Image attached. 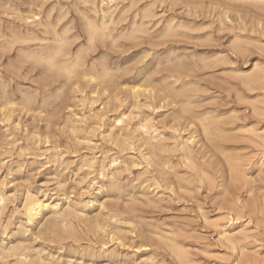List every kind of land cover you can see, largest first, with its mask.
<instances>
[{"label":"rangeland","instance_id":"obj_1","mask_svg":"<svg viewBox=\"0 0 264 264\" xmlns=\"http://www.w3.org/2000/svg\"><path fill=\"white\" fill-rule=\"evenodd\" d=\"M86 1L0 0V264H264V0Z\"/></svg>","mask_w":264,"mask_h":264},{"label":"bare ground","instance_id":"obj_2","mask_svg":"<svg viewBox=\"0 0 264 264\" xmlns=\"http://www.w3.org/2000/svg\"><path fill=\"white\" fill-rule=\"evenodd\" d=\"M49 1V0H48ZM107 1V0H106ZM112 1V0H111ZM117 1V0H116ZM132 1V0H131ZM130 1V2H131ZM141 1H143V0H141ZM166 1V0H165ZM28 2V1H27ZM46 2H47V0H46ZM84 2H85V4L86 3H88V1H86V0H84ZM124 2V1H123ZM137 2H140V1H137ZM156 2V1H155ZM31 3V2H30ZM106 3V2H105ZM115 3H117V2H115ZM184 3V2H183ZM186 3H187V1H186ZM200 3V2H199ZM11 4H12V2H11ZM110 4V3H109ZM139 4V3H138ZM178 4V3H177ZM83 5V4H82ZM100 5V4H99ZM130 5H132V4H130ZM147 5V4H146ZM190 5V4H189ZM32 6V5H31ZM66 6V5H65ZM92 6V5H91ZM153 6V5H152ZM174 6V5H173ZM172 6V7H173ZM203 6V5H202ZM16 7V6H15ZM14 7V8H15ZM30 7V6H29ZM94 7V6H93ZM118 7V6H117ZM149 7V6H148ZM12 8V7H11ZM10 8V9H11ZM49 8H51L52 9V7L50 6ZM74 8V7H73ZM113 8V7H112ZM116 8V7H115ZM152 8V7H151ZM0 9H1V7H0ZM106 9V8H105ZM187 9V8H186ZM43 10V9H42ZM54 10V9H53ZM64 10V9H63ZM76 11H77V9H75ZM91 10V9H90ZM89 10V11H90ZM111 10V9H110ZM7 11V10H6ZM10 11V10H9ZM49 11H51V10H49ZM92 11V10H91ZM122 11V10H121ZM120 11V12H121ZM149 11V10H148ZM153 11V10H152ZM14 12V11H13ZM12 12V13H13ZM17 12H20V10L18 11L17 10ZM102 12V11H101ZM129 12V11H128ZM162 12V11H161ZM176 12V11H175ZM15 13V12H14ZM24 13V12H23ZM29 13H30V11H29ZM51 13H52V11H51ZM70 13V12H69ZM95 13V12H94ZM103 13V12H102ZM111 13V12H110ZM48 14H49V12H48ZM97 13H95V15H96ZM121 14V13H120ZM6 15V14H5ZM31 15H32V11H31ZM34 15V14H33ZM65 15V14H64ZM81 15V14H80ZM117 15V14H116ZM37 16V15H36ZM36 16H34V17H36ZM45 16H46V14H45ZM49 16V15H48ZM47 16V17H48ZM81 16H83L84 17V15H81ZM120 16V15H119ZM124 16V15H123ZM25 17V16H24ZM29 17V16H28ZM38 17V16H37ZM49 17H51V16H49ZM49 17H48V19H49ZM64 17V16H63ZM72 17V16H71ZM86 17V16H85ZM84 17V18H85ZM117 17V16H116ZM30 18V17H29ZM33 18V17H32ZM62 18V17H61ZM100 18H102L101 16H100ZM143 18V17H142ZM4 19V18H3ZM27 19V18H26ZM35 19V18H34ZM59 19V18H58ZM64 19V18H63ZM88 19V18H87ZM103 19V18H102ZM115 19V18H114ZM161 19V18H160ZM29 20V19H28ZM57 20V19H56ZM61 20V19H60ZM65 20H66V18H65ZM22 21V20H21ZM20 21V22H21ZM89 21V20H88ZM87 21V22H88ZM116 21V20H115ZM124 21V20H123ZM142 21V20H141ZM174 21V20H173ZM26 22V21H25ZM28 22V21H27ZM33 22V21H32ZM58 22V21H57ZM60 22H62V21H60ZM90 22V21H89ZM104 22V21H103ZM143 22V21H142ZM169 22H171V21H169ZM31 23V22H30ZM29 23V24H30ZM59 23V22H58ZM105 23H107V22H105ZM122 23V22H121ZM123 23H125V22H123ZM137 23V22H136ZM223 23V22H222ZM18 24V23H17ZM88 24V23H87ZM108 24V23H107ZM53 25H54V23H53ZM67 25H69V24H67ZM134 25V24H133ZM39 26V25H38ZM137 26V25H136ZM40 27V26H39ZM116 27V26H115ZM168 27V26H167ZM88 28H90V41H92L93 42V39H94V37H97V36H99V35H101L100 37L101 38H104V36H105V34H104V32L103 33H101V34H98L99 33V29H98V27H97V25H93V23H91V24H89V26H88ZM119 28V27H118ZM123 28V27H122ZM142 28V27H141ZM44 29V28H43ZM54 29V28H53ZM74 29V28H73ZM104 29H106V28H104ZM120 29V28H119ZM144 29V28H143ZM174 29V28H173ZM186 29V28H185ZM192 29H195V28H192ZM65 30H67L66 28H65ZM65 30H63V31H65ZM89 30V29H88ZM116 30V29H115ZM118 30V29H117ZM137 30V29H136ZM172 30V29H171ZM47 31V30H46ZM50 31V30H49ZM53 31V30H52ZM106 31V30H105ZM57 32V31H56ZM61 32V31H60ZM66 32V31H65ZM69 32V31H68ZM124 32V31H123ZM137 32H139V31H137ZM143 32V31H142ZM55 33V32H54ZM54 33H53V35H54ZM145 33H147V32H144L142 35H144ZM164 33V32H163ZM24 34V33H23ZM52 34V33H51ZM58 34V33H57ZM63 34H65L64 32H63ZM110 35V34H109ZM121 35V34H120ZM123 35V34H122ZM128 35V34H127ZM130 35V34H129ZM132 36V35H131ZM163 36H165V35H163ZM175 36H176V34H175ZM122 37V36H121ZM170 37V36H169ZM173 37V36H172ZM182 37H184V36H182ZM127 38V37H126ZM129 38V37H128ZM165 38H166V36H165ZM167 38H168V36H167ZM178 38V37H177ZM66 39V38H65ZM65 39H64V42H65ZM77 39V38H76ZM118 39V38H117ZM154 39V38H153ZM180 39V38H179ZM31 40V39H30ZM57 40V39H56ZM59 41L61 40L60 38L58 39ZM69 41H70V39H68ZM78 40V39H77ZM27 41V40H26ZM25 40H24V42H26ZM29 41V40H28ZM39 41V40H38ZM43 41V40H42ZM41 41V42H42ZM90 41H89V43H90ZM103 40H101V42H102ZM126 41H128L127 39H126ZM132 41V40H131ZM130 41V42H131ZM151 41V40H150ZM36 42H37V40H36ZM54 42H55V40H54ZM64 42H62V43H64ZM129 42V43H130ZM146 42V41H145ZM156 42V41H155ZM92 44V43H91ZM91 44H90V46H91ZM101 44V43H100ZM111 44V43H110ZM7 45V44H6ZM62 45V44H61ZM104 45V44H103ZM113 45V44H112ZM129 45V44H128ZM92 46H93V44H92ZM6 47L7 46H5L4 48L6 49ZM33 47H34V45H33ZM38 47H39V45H38ZM0 48H2V47H0ZM9 48V47H8ZM92 48V47H91ZM95 49V48H94ZM8 50V49H7ZM24 50V49H23ZM90 51H92V53H93V49H89ZM239 50V49H238ZM3 51V50H2ZM34 51H36V50H34ZM57 52L55 53V54H58V53H60V52H62V47H59V49H57L56 50ZM68 51V50H67ZM88 51V50H87ZM110 51V50H109ZM246 51V50H245ZM30 52V51H29ZM73 52H74V50H73ZM34 53V52H33ZM43 53V52H42ZM47 54V53H46ZM45 54V55H46ZM54 54V53H53ZM1 55V54H0ZM31 56V55H30ZM33 56V55H32ZM39 57V56H38ZM79 58V57H78ZM77 58V59H78ZM187 58V57H186ZM219 58H221V57H219ZM226 59V58H225ZM43 60V59H42ZM48 60H49V63H50V66L51 67H55V62L53 61L54 60V58L53 57H51V56H49L48 57ZM183 60V59H182ZM41 62V61H40ZM219 63V62H218ZM24 63H22V65H23ZM78 64H79V61L78 60H76V62L75 63H73L71 66H69V67H62L61 69H59L60 71H63V72H65L66 74H69V75H72L71 73H73V71L75 70V68L78 66ZM100 64V63H99ZM217 64V63H216ZM64 65V64H63ZM102 66V65H101ZM177 66V65H176ZM179 66V65H178ZM221 66V65H220ZM85 67V66H84ZM215 67V66H214ZM218 67V66H217ZM255 67H258V66H255ZM57 68V67H56ZM182 68V67H181ZM216 68V67H215ZM260 70H261V68L260 67H258ZM18 70V69H17ZM20 70V69H19ZM84 70V69H83ZM96 70V69H95ZM105 70V69H104ZM164 70V69H163ZM189 70V69H188ZM55 71V70H54ZM186 71V70H185ZM87 72V71H86ZM85 72V73H86ZM125 72H126V70H125ZM64 73V74H65ZM84 73V74H85ZM103 73V72H102ZM109 73V72H108ZM20 74V73H19ZM92 74V73H91ZM253 74V73H252ZM264 74V73H263ZM21 75V74H20ZM88 75H90L89 73L87 74V76ZM97 75V74H96ZM108 75H110V74H107V76ZM113 75V74H112ZM117 75V74H116ZM74 76V75H73ZM83 76V78L85 77V75H82ZM82 76H79L78 78H79V81H80V77H82ZM94 76V75H93ZM114 76V75H113ZM112 76V77H113ZM99 77H101V80H102V76H99ZM27 78V77H26ZM69 78V77H68ZM78 78H77V80H78ZM96 78H98L97 76L95 77V78H93V79H96ZM114 78V77H113ZM82 79V78H81ZM2 80V79H1ZM90 80V79H89ZM248 80H250L251 82H252V84H250V85H253V83H257V84H259V83H261L262 85L264 84L262 81L264 80V78L262 77V75H261V73L258 71V72H256L254 75H252V76H250V79H248ZM60 81V80H59ZM58 81V82H59ZM91 81V80H90ZM94 81V80H93ZM92 81V82H93ZM249 81V82H250ZM105 82V81H104ZM103 82V83H104ZM75 83V82H74ZM106 83V82H105ZM74 85V84H73ZM87 85V84H86ZM91 85V84H90ZM101 85H104V84H101ZM256 85V84H255ZM78 86H80V84L79 85H77V87ZM92 86V85H91ZM31 87V86H30ZM96 87H98V86H96ZM102 88H103V86H101ZM106 87H107V85H106ZM252 87H254V86H252ZM261 87V86H260ZM2 88V87H1ZM6 88H7V84H6ZM44 88V87H43ZM88 88V87H87ZM45 89V88H44ZM72 89H73V87H72ZM94 89V88H93ZM100 89V91L102 90L101 88H99ZM98 89V90H99ZM118 89V88H117ZM1 90V89H0ZM77 90V89H76ZM134 90V89H133ZM72 91V90H71ZM80 91H81V89H80ZM99 91V92H100ZM104 91V90H103ZM107 91H108V89H107ZM116 91V90H115ZM3 92V91H2ZM58 92V91H57ZM106 92V91H105ZM136 90H134V92H133V94H136ZM6 93H7V90H6ZM103 93V92H102ZM166 93V92H165ZM26 95V94H25ZM24 95V96H25ZM96 95V94H95ZM47 96V95H46ZM168 96V95H167ZM43 97H45V96H43ZM37 99V98H36ZM3 101H5L4 99H2ZM10 101V100H9ZM8 101V102H9ZM7 102V103H8ZM11 102H14V101H11ZM10 102V103H11ZM27 102V101H26ZM36 102V101H35ZM7 103H5V104H7ZM28 103V102H27ZM25 105H29V104H25ZM188 105H190V104H188ZM42 106V105H41ZM4 108H5V106H3ZM2 107V109H4ZM12 107V106H11ZM1 108V107H0ZM29 108V107H28ZM2 109H0V112H1V110ZM255 109V108H254ZM186 111V110H185ZM257 111H261V110H257ZM11 112V111H10ZM262 112V111H261ZM260 112V113H261ZM2 113V112H1ZM185 113V112H184ZM6 113H4V115H5ZM7 114H9V113H7ZM2 115V114H1ZM9 117V116H8ZM7 116H6V118H8ZM195 118V117H194ZM203 118H205V116L203 117ZM3 119V118H2ZM5 119V118H4ZM193 119V118H192ZM201 119V118H200ZM198 120V119H197ZM203 120V119H202ZM204 120H206V119H204ZM122 121H123V119H120V120H118L117 121V125H120L121 123H122ZM200 121V120H199ZM201 122V121H200ZM206 122H207V120H206ZM203 123V122H202ZM201 124V123H200ZM210 124V123H209ZM177 125V124H176ZM189 126V125H188ZM202 126H205V125H202ZM119 127V126H118ZM174 127V126H173ZM137 128V127H136ZM140 128L142 129V131H141V137H142V141H144V145H147V146H149V148H150V150H154L155 148H157V146L155 147V145H154V143H153V141H155V140H157V138H158V136L160 135V138H161V134H159V135H157V133H158V130L156 131V130H154V132L152 131V133H150L149 134V136H147L148 135V133H149V130H150V127L149 126H147L146 124L145 125H140ZM206 130L208 129L207 127L205 128ZM176 131V130H175ZM124 132V131H123ZM131 132V131H130ZM180 132V131H179ZM209 135L211 134V133H209V131L207 130L206 131ZM127 133V132H126ZM122 134V133H121ZM139 135V134H138ZM115 136H116V134H115ZM127 136V135H126ZM194 136V135H193ZM262 136V135H261ZM118 137H120V136H118ZM140 137V136H139ZM259 137H260V135H259ZM115 138V137H114ZM121 138V137H120ZM120 138H116V141H117V144H118V141H119V139ZM160 138H159V140H160ZM163 138V137H162ZM205 138H206V134H205ZM126 139V138H125ZM141 139V138H140ZM191 139L192 138H190L188 141H181L180 143H178L179 144V146L181 147V150H182V155L183 156H181L182 157V159H183V157L185 158V159H188V158H190V155H192V157H193V154H191L192 152V150H191V148H190V141H191ZM207 139H209V138H206V141H207ZM264 139V138H263ZM124 140V139H123ZM129 140H130V138H129ZM181 140V139H180ZM179 140V141H180ZM187 140V139H186ZM113 141H115V139L113 140ZM115 141V142H116ZM122 141V140H121ZM165 141H162V143H164ZM159 143V142H158ZM192 143V142H191ZM211 143V142H210ZM115 144V143H114ZM119 144H120V142H119ZM142 144V143H141ZM161 144V143H160ZM160 144H156V145H160ZM193 144H195V143H193ZM208 144V143H207ZM130 145H131V143H130ZM139 145V144H138ZM166 144H163V146H162V148H164V146H165ZM120 146V145H119ZM263 146H264V144H263ZM155 147V148H154ZM166 147H167V145H166ZM180 147L179 148H177V149H180ZM194 147V146H193ZM149 148H146V149H149ZM160 148H161V145H160ZM162 148H161V150H162ZM122 149V148H121ZM124 149V148H123ZM124 150H126V148L124 149ZM160 150V149H159ZM158 150V151H159ZM156 151H157V149H156ZM163 151V150H162ZM168 151V150H167ZM166 151V152H167ZM174 151V150H173ZM178 151V150H177ZM169 152V151H168ZM193 152H195V151H193ZM157 153V152H156ZM158 153H160V152H158ZM181 153V152H180ZM196 153V152H195ZM153 153H151L150 155H152ZM164 154H166L165 153V151H164ZM156 155V154H155ZM225 155V154H224ZM61 156H63V155H60V157ZM105 156H106V154H105ZM108 156V155H107ZM154 156V155H153ZM228 156V155H227ZM114 157V156H113ZM56 159H57V156L55 157ZM62 158V157H61ZM143 158V157H142ZM233 158V157H232ZM60 159V158H59ZM146 159V158H145ZM147 159H148V157H147ZM195 158L193 157V160H194ZM212 159V158H211ZM240 159H242V158H240ZM190 160V159H189ZM220 160V159H219ZM230 160V159H229ZM59 161V160H58ZM89 161V160H88ZM95 161H97V160H95ZM101 161H103V159L101 160ZM100 161V162H101ZM117 161H118V159H113V161H112V164H113V166H116L115 164L117 163ZM223 161H225V160H223ZM106 162V161H105ZM122 162V161H121ZM229 162V161H228ZM235 162V161H234ZM242 162V160H240V163ZM97 163H99V162H97ZM161 163H166V162H161ZM212 163V162H211ZM223 163V162H222ZM226 163V162H225ZM85 164H88V163H85ZM94 164V163H93ZM104 164V163H103ZM159 164V163H158ZM167 164V163H166ZM215 164V163H214ZM238 164H239V162H238ZM121 165V164H120ZM165 165V164H164ZM211 165H213V164H210V167H211ZM227 165V164H226ZM231 165H232V161H231ZM230 165V166H231ZM234 165H236V164H234ZM240 165V164H239ZM93 166V165H92ZM131 166V165H130ZM163 166V165H162ZM193 166V165H192ZM101 167V166H100ZM125 167H126V164H125ZM218 167V166H217ZM220 167V166H219ZM166 169L168 168L167 166L165 167ZM191 168H193V167H191ZM127 169V168H126ZM163 169V168H162ZM169 169V168H168ZM218 169V168H217ZM231 169V168H230ZM236 169V168H235ZM241 169V168H240ZM101 170V169H100ZM163 170H165V169H163ZM171 170V169H170ZM232 170H234V169H232ZM239 170V169H238ZM104 171V170H103ZM103 171H102V173H103ZM120 171V170H119ZM218 171H219V169H218ZM235 171V170H234ZM234 171H233V173H234ZM242 170H240V172H241ZM162 172V171H161ZM165 172H166V170H165ZM170 172V171H169ZM106 173V172H105ZM159 174H160V172H158ZM166 173H168V172H166ZM205 173H207V172H205ZM217 173V172H216ZM231 173H232V171H231ZM243 173V172H242ZM171 174V173H170ZM169 174V175H170ZM174 174V173H173ZM117 175V174H116ZM161 175V174H160ZM164 175H166L165 173H164ZM175 175V174H174ZM205 176H207V177H209L208 175H206V174H204ZM235 175H238L237 173L235 174ZM100 176H101V174H100ZM108 176V175H107ZM171 176H172V174H171ZM200 176V175H199ZM239 176V175H238ZM242 176V175H241ZM118 177H119V175H118ZM207 177H206V179H207ZM161 177H159V179H160ZM247 178V177H246ZM172 179V178H171ZM171 179H167V180H171ZM119 180V179H118ZM163 181V180H162ZM171 181H173V180H171ZM210 181V179H208V182ZM154 182V181H153ZM157 182V181H156ZM155 182V183H156ZM160 182V181H159ZM62 183V182H61ZM169 183V182H168ZM173 183V182H172ZM171 183V184H172ZM234 183V182H233ZM232 183V184H233ZM115 185V184H114ZM157 185V184H156ZM4 186L5 185H3L2 183H0V209L4 206V204H5V201H6V196H4L3 195V191H4ZM212 186V185H211ZM170 188H172V185H171V187ZM110 189V188H109ZM226 190V189H225ZM170 191H174V190H170ZM47 196V195H46ZM46 196L44 197H39V196H36V195H33V194H31L30 192L27 194V196H26V198H25V202H23L24 204H23V210H24V213H25V216H26V220H27V223L29 224V225H33L37 220H38V218L41 216V214L44 212V211H46V210H48V209H50V210H52L55 214H57V216L58 215H63L65 212H64V210L62 209V208H60V205L59 204H52V203H50L47 199H46ZM148 197V196H147ZM50 198V197H49ZM52 198V197H51ZM60 202V201H59ZM147 202H148V200H147ZM148 204H149V202H148ZM70 205V204H69ZM236 205V204H235ZM238 205V204H237ZM255 206V205H254ZM64 207V206H63ZM76 207V206H75ZM129 208H131V207H129ZM237 208V207H236ZM242 208V207H241ZM61 209L63 210V212H61ZM66 209V208H65ZM69 209V208H68ZM71 209H73V208H71ZM67 210V209H66ZM65 210V211H66ZM118 210V209H117ZM1 211V210H0ZM72 211V210H71ZM70 210H69V212H71ZM74 213V212H73ZM66 215H64V217H65ZM76 216V215H75ZM116 217V216H115ZM57 219V218H56ZM117 219H118V217H117ZM58 220V219H57ZM60 220H62L61 219V217H60ZM3 221V220H2ZM119 221V220H118ZM121 221V220H120ZM5 222V221H4ZM54 222V221H53ZM61 222V221H60ZM65 222V221H64ZM57 223H59V222H56V224ZM66 223H67V221H66ZM115 223H117V222H115ZM120 223V222H119ZM0 224H1V222H0ZM55 224V225H56ZM68 224V223H67ZM89 224H91V223H89ZM98 224V223H97ZM4 225H6L5 223L3 224V227H4ZM48 225V224H47ZM62 225V224H61ZM73 225V224H72ZM92 225H94V224H92ZM99 225V224H98ZM44 227V226H43ZM58 227V226H57ZM59 227H61V226H59ZM64 227V226H63ZM48 228V227H47ZM62 228V227H61ZM97 228V227H96ZM49 229V228H48ZM50 229H52V228H50ZM54 229V228H53ZM63 229V228H62ZM118 229V228H117ZM4 230V229H3ZM61 230V229H60ZM72 230V229H71ZM89 230V229H88ZM97 230V229H96ZM5 231H7V230H5ZM54 231V230H53ZM62 231V230H61ZM42 232V231H41ZM40 231H39V233H41ZM58 232H59V230H58ZM58 232H56V233H58ZM223 232V231H222ZM221 232V233H222ZM246 232V231H245ZM4 233V232H3ZM223 233H225V231L223 232ZM26 234V233H25ZM46 234V233H45ZM47 234H48V232H47ZM50 234V233H49ZM3 235V234H2ZM41 235H43V233H41ZM223 235V234H222ZM236 235V234H235ZM244 235V234H243ZM44 236V235H43ZM58 236V235H57ZM166 236V235H165ZM238 236H239V233H238ZM241 236V235H240ZM47 237H48V235H47ZM51 238H52V236H50ZM54 237V236H53ZM59 237V236H58ZM78 237V236H77ZM224 237H225V235H224ZM237 237V236H236ZM236 237L234 236V235H229L228 234V236L225 238V239H227L229 242H232L233 240H235L236 239ZM246 237V236H245ZM50 238V239H51ZM63 238V237H62ZM66 238H68L67 236H66ZM169 238V237H168ZM55 239H56V236H55ZM61 239V238H60ZM64 239V238H63ZM238 239H239V237H238ZM75 240V239H74ZM62 241V240H61ZM22 242V241H21ZM161 243V242H160ZM22 245V244H24V243H19V245ZM26 244V243H25ZM174 244H176V243H174ZM2 245V244H1ZM21 245H20V247H21ZM177 245V244H176ZM178 246V245H177ZM176 246V247H177ZM2 247V246H1ZM19 247V248H20ZM173 247V246H172ZM179 247V246H178ZM10 248V247H9ZM18 248V249H19ZM103 248H105V247H103ZM173 248H175V247H173ZM181 248V247H180ZM28 249V248H27ZM62 249V248H61ZM6 250V249H5ZM13 250V249H12ZM14 250H15V248H14ZM184 250V249H183ZM1 251V250H0ZM3 251V250H2ZM19 251V250H18ZM25 251H26V249H25ZM28 251H29V249H28ZM173 251V250H172ZM15 252V251H14ZM24 252V251H23ZM178 252V251H177ZM172 253H174V252H172ZM183 253H184V251H183ZM0 254H2V252H0ZM21 254H22V252H21ZM39 254V253H38ZM175 254V253H174ZM178 253H176L175 255H177ZM12 255V254H11ZM10 255V256H11ZM187 255V254H186ZM14 256V255H13ZM18 256H20V255H18ZM22 256H24V255H22ZM183 256V255H182ZM1 257V256H0ZM3 257H4V255H3ZM2 257V258H3ZM8 257V256H7ZM25 258H26V256H24ZM184 257H186V256H184ZM183 257V258H184ZM9 258V257H8ZM20 258V257H19ZM23 258V257H22ZM18 259V258H17ZM73 259V258H72ZM184 260V259H183ZM43 261H45V260H43ZM42 261V262H43ZM182 261V260H181ZM180 261V262H181ZM36 262V261H35ZM42 262H40V263H42ZM46 262V261H45ZM182 262H184V261H182ZM190 262H192V261H190ZM20 263L21 264H25L22 260H20ZM184 263H186V262H184ZM27 264V263H26Z\"/></svg>","mask_w":264,"mask_h":264}]
</instances>
